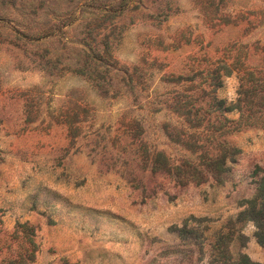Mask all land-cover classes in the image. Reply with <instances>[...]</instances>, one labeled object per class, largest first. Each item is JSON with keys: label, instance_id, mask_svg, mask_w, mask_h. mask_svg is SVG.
<instances>
[{"label": "rangeland", "instance_id": "374dc122", "mask_svg": "<svg viewBox=\"0 0 264 264\" xmlns=\"http://www.w3.org/2000/svg\"><path fill=\"white\" fill-rule=\"evenodd\" d=\"M263 178L264 0H0V264H264Z\"/></svg>", "mask_w": 264, "mask_h": 264}, {"label": "trees", "instance_id": "16d2710c", "mask_svg": "<svg viewBox=\"0 0 264 264\" xmlns=\"http://www.w3.org/2000/svg\"><path fill=\"white\" fill-rule=\"evenodd\" d=\"M217 111L219 113L221 112H228L229 108L224 106V103L222 100H216L215 104ZM230 154L237 153V149L232 147L229 149ZM214 162L218 163L217 169H219L221 172H223V166L225 163L224 158L216 159ZM233 162V161H232ZM243 209L238 213L236 216L235 221H230L229 223V230L228 234H224L223 229H220V232H218L217 237L220 238L218 245L223 242L224 240L231 243L233 238L241 239L243 238V235L240 232H237V228H235L237 223L240 222H248L251 221L255 224L256 227V233L255 237L259 244L264 246V178L261 180L260 184L257 188L256 196L250 200L244 201V203L241 205ZM213 248L214 250H217V252H220V246ZM229 249V246L226 242V247L223 248V251H226ZM222 253V252H221ZM234 262L232 264H254L249 262L248 258L241 252L236 253L233 255Z\"/></svg>", "mask_w": 264, "mask_h": 264}]
</instances>
